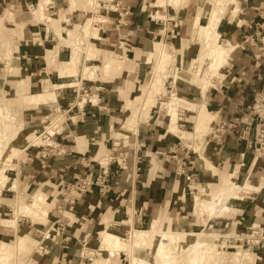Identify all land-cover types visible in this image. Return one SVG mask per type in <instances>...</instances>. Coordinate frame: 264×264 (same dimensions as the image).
Wrapping results in <instances>:
<instances>
[{"label": "crops", "instance_id": "1", "mask_svg": "<svg viewBox=\"0 0 264 264\" xmlns=\"http://www.w3.org/2000/svg\"><path fill=\"white\" fill-rule=\"evenodd\" d=\"M44 1L37 0V6L31 12H12L13 6L15 9H27L33 0H0V11L4 10L0 13V102L6 100L20 106L15 108L20 110L25 124L24 130L12 142L16 147L13 148L20 150L22 155L19 178L26 180L29 186L41 185L46 178L54 180L53 187L44 192L54 191L66 182L73 184L78 179L93 186L72 202L73 210L70 205H61L56 212L50 211L54 209L55 202L49 203L47 196L40 192L48 205L47 222H33L26 218L19 220L18 227L25 226L32 232L43 226L41 231L46 235L45 230H48L49 236L46 235L42 241L46 242L42 248L31 235L24 234L36 241L37 248L36 255L30 257L26 264H31L34 257L39 260L42 255L38 264H85L92 261L85 251L100 248V232L105 230L121 234L122 225L133 223L136 209L139 213L134 222L139 224L144 219L148 220L145 228L154 221L161 228V221L165 226H171L173 217L175 221L182 222H174L173 225H187L188 219L194 216L191 214L194 210V214L201 218L196 217L194 226L210 229L211 224L217 231L231 227L228 233L232 237L229 238L231 247L246 245L242 236L249 235L253 225L259 224L264 228V157L257 156L250 147L258 133L263 132L264 135V0H235L227 5L217 32L220 43L229 42L233 51L228 63L221 69L220 77L205 94L201 88L203 84L201 87L193 84L184 86L173 80L168 85L171 88L169 93L176 92L174 94L191 104V108H179V129L187 133L195 132L197 119L205 112L208 121L203 135L184 140L173 133L169 124L172 116L166 107L156 102V105L160 104V110H155L156 105L152 107L150 120L140 122L137 132L130 133L127 144L117 141L115 134L125 121L124 106L137 96L133 95L135 89L131 87L145 80L146 65L153 64L154 57L164 44L152 42L146 32L156 29L148 20L154 10L144 11L137 0H122L121 7L130 11L127 17L110 3V7H114L111 10H119V14L109 12L108 19L99 14L102 19L95 26L104 25L94 28L98 30L97 36L93 29L90 31L86 52L82 54L79 51L76 56L73 43L77 41L69 37L68 31H75L77 26L84 24L82 18L85 12L68 13L63 20L52 17L55 21L60 20L54 26L53 22L42 19L39 12H34ZM47 1L50 3L45 4L47 10L49 5L54 9L52 5L59 3ZM66 1L70 11H73L76 6L71 5V0ZM158 1L151 6L164 8L169 14L182 19L181 7L170 4L161 7ZM76 2V5L83 2L85 8L94 10L85 0ZM185 12H189L186 13L188 23L181 29L185 36L171 45L181 51L180 54L184 52L185 56H190L191 60L202 49L199 35L193 33V24L198 15L201 22H207L210 11L199 12L198 5H195L193 11ZM9 15L14 16V22L10 21ZM153 15L155 19L165 18L160 12ZM119 19L131 26H122L117 32L115 26ZM4 28L8 29L9 35ZM139 28L144 30L139 32ZM119 34L133 36V55L127 51V57L132 55L138 65L136 71L135 67H131L130 72L135 75L132 79L123 71V60L127 57L107 50L109 42ZM150 52H154L151 62L148 61ZM90 55H97L98 58ZM105 55V62H101ZM73 60L74 74L63 75L65 65ZM86 67L91 71L86 72ZM54 87L55 100L44 97L47 100L28 102ZM145 87V84L141 85L140 91H144ZM21 93L28 103H21ZM10 96L14 99L10 100ZM167 118H170L168 126L165 125ZM235 121H241L237 129L217 134L223 123ZM190 124H193V131L180 128ZM209 128L210 138L206 142ZM248 128V136L242 138V131ZM35 135H47L51 142L60 145L66 152L43 159L40 146L33 143ZM104 154L106 157L100 159L99 156ZM120 157H124L128 164L126 168L120 164ZM207 163L216 168L218 174L214 175L207 168ZM181 165H184L185 173L192 176L191 181L181 174ZM104 172L110 174L109 193H102L99 187V178ZM222 174L231 175L240 186L249 183L256 191L243 192L244 197L239 199L231 198L228 202L230 209L222 216L211 215L205 209L197 212L196 193L201 195L202 188L220 184ZM216 177L218 182L215 183ZM23 195L28 196L26 191ZM0 208L7 210L4 206ZM59 213L65 223L64 231L56 232L58 238L54 240V226ZM126 216H130L127 221ZM18 227L13 229L16 234ZM251 250L257 255L254 264H264V242ZM105 252L102 251V254ZM116 259L112 258V264Z\"/></svg>", "mask_w": 264, "mask_h": 264}, {"label": "rangeland", "instance_id": "2", "mask_svg": "<svg viewBox=\"0 0 264 264\" xmlns=\"http://www.w3.org/2000/svg\"><path fill=\"white\" fill-rule=\"evenodd\" d=\"M56 1H58L59 3L57 4ZM85 1L87 3H89L91 8H93L94 10L87 9L84 7L83 2H78V4L75 5L76 7L73 9V11H70V6L66 0H53L54 3L56 2V5H52V6H55L54 9L51 8L50 5L48 6V10L45 9V13L47 15L49 12H51L53 14L52 15L49 14L47 17L43 16L44 18L46 17L45 18L46 20H49V18H48L49 16L56 18V19L63 20L64 18L67 17L68 13L85 12L83 15V18H82V22L84 24L86 23V21L90 17H93L94 24H92V27H89L87 29V31L84 28V24L81 26H77L75 31H68L69 37L72 36L73 39L75 41H77V42L73 43L74 44L73 47H76L79 49V51H82V54H84V52H86V49L88 48L86 41H88V39H89L90 31L92 29L94 30V28L97 26H99L101 28L104 25L103 23L102 24L100 23L97 26H95L96 23L98 22V20L102 19V17H99V14H101L107 18L109 15H111L110 14L111 12H115V13L119 14V12H120L119 10L121 9V11L124 12L125 16L128 17V14L130 12L128 8L121 7L122 0H85ZM137 2L140 3V8L143 9L144 11L148 12L150 10H154L153 14L157 15V12H160L165 17V18L155 19L153 14H149L148 20L151 24H153L156 27V29L153 28L152 30H147L146 32L149 33V35L151 36L152 42H164L167 45L174 44L175 42L179 41L180 39H182L185 36L184 33H181V29H182V27H184V24L188 23V20H187L188 18H187L186 13H189V12H185L186 10L193 11L195 9V5H198L199 12H209V11H212L214 8V6H213L214 0H167V1L166 0H159L158 1L159 5H162L163 2H167V4L169 3L170 5H172L176 8L181 7V9L179 11L183 12L184 15L181 16L182 19H180L178 16H174V15L169 14L167 12V10H165L164 8L151 6L152 3L156 4L157 0H137ZM98 3L100 4V8H98L99 7ZM110 3H112V5H114V6H116L117 9H119V10L118 11H112L111 10L112 7H110ZM36 6H37V0H33V2H29L27 9L26 8L22 9V8H18V7H16V9H15V6H13V9L11 11L14 12L15 10H17L20 12H26V11L31 12V10ZM35 11H38V8H36ZM3 12H4V10L2 9L0 11V13H3ZM8 12L9 11H7L6 14H8ZM38 12H40V11H38ZM27 15H31V14L28 13ZM12 17L14 18V16H12ZM12 17L10 16V18H11L10 21L11 20L13 21ZM43 17H42V19H44ZM197 17H199V15ZM208 17H209V15H208ZM37 22H39V20ZM206 23L207 22L205 20L202 21V24H206ZM122 26L127 27V26H131V24H129L128 22L123 23L122 19H119L117 21V25L115 26V27H117V32L119 31L118 28L120 29ZM143 30H144V28H139V32H141ZM4 31L6 34L9 35L8 29L4 28ZM94 31L96 32V30H94ZM137 31H138V29H137ZM161 31H163V34H161ZM0 33H1V30H0ZM193 33L196 36L199 35L200 42L202 44V47H201L202 49H201V52L199 53L198 56H193L192 59L190 60V56L189 57H188V55L185 56L184 52H182V54H180L181 51H177L175 46L172 45L175 49V53H174V60L175 61L170 63L169 69L167 71V76H166L167 79H165V82H164V89L165 90L162 91L161 94H158L157 98H156V102L162 104V107H164V106L167 107L166 105H163V103L170 102L171 101V99H170L171 95L176 93V92L169 93V91H168V89H171V88H169L168 85L173 80H175V81L178 80V83L179 84L181 83L184 86L185 85L191 86L190 84L201 86L202 84H204V81H202L201 79H199L198 77L193 75L192 67H193V65L197 66V64H194V63L200 61V56H201L202 52L204 51L205 43L203 41V37L199 34V32L197 31L194 24H193ZM133 45H134V42H133V36L132 35L128 36L126 34L124 36H121L119 34L118 36H115V38L112 40V42H109L110 47L107 50H109L113 54L127 57V51H131V54L133 55ZM132 55L123 60V62H124V66H123L124 70L123 71L126 74H128L129 79H132L133 77H135V75H133L134 73L130 72L131 67H135L134 70L136 71V68L138 65V63L135 61V59L134 58L132 59ZM90 56H92L93 58H98L97 55H90ZM106 56L107 55H105L104 57L101 58V62H105L104 58ZM159 57H160V53L156 54V56L154 57L153 64L146 65L147 66L146 67L147 76H146L145 80H143L138 86H134V87L132 86L131 87V88L135 89L133 95H135V96L137 95V96L134 97V99H132V100L136 106H137V104H139L138 108H140L141 104H143L145 101L146 92L150 86L151 78L153 77V75L155 74V72L157 70L156 68H157ZM208 63H209L208 60L205 61L204 67H207ZM227 63H228V61L224 63V66ZM89 71H91V69ZM221 71L222 70H220L219 72H217L215 74L216 76L213 78L214 84L218 80V78L220 77ZM86 72H88V71H86ZM143 84L146 85L145 90L140 91V87ZM180 96L183 97L182 95H180ZM9 99L10 100L14 99V96H10ZM44 99L47 100V98H44ZM20 100H21V103H23V104L28 103V102H25L26 98L22 93L20 94ZM132 100H129V103ZM156 102H155L154 106L157 104ZM160 104L156 105L157 108H155V110H160ZM1 107L2 108L8 107L9 115H7V118H4L2 120L0 119V132H1V130H3L4 125L10 126V128H11V126L15 127V128H11L12 130H15L18 127H22V128H21V131H19V133L13 139H11V135H8L6 138H10V139L3 140V142L1 143V146H0V151H2V156H0V170H2V168H4L5 174L4 173L3 174L8 176V180H6L7 182H4V184H0V207L4 206V208H7V210H3L0 208V220L1 219H12L14 217L15 210L19 204V200H23L25 202H30L32 196L35 195L37 192H41V191L47 196V201L49 203L55 202L54 209L52 210V208H51L50 211H54V212L59 211L60 210L59 206H61V205H66V206L70 205L69 208L73 210L74 207H73L72 202L74 200H77L82 195L87 193V192H78L75 190V188H73V185H75L77 182H80L79 179L76 180L73 184H71V183L68 184V182H66L65 184H62V186H60V188H58V189L56 188V190H54V191L44 192L45 189H49V188L53 187L54 180H50V179L46 178V179L41 181V185L36 184V185H30L29 186V185H27L26 180L19 178V167H20V160H21L20 156H22V155H21L20 150L13 148V147H15V145H12V142L15 141L18 138V136L20 135V133L24 130L25 124L22 120V115H21L20 110L18 108H15V107H20V106H18V105L14 106V104H12L11 102H7L6 100H3L2 102H0V108ZM162 110L164 111V109H162ZM141 111H142L141 112L142 117L136 118V119L138 121L141 119L140 122L148 120V118H149L148 115L147 114L144 115L143 110H141ZM125 116L127 117V113H125ZM126 117H125V121L123 122L122 126L126 122ZM145 117H147V118H145ZM180 118H182L181 115H180ZM169 119L170 118H167V120L165 121V125H167V126H168ZM137 120H136V122H137ZM140 122H139V124H140ZM143 123H146V122H143ZM181 124H183V123H181ZM180 128L182 130H186V131H193V124H190L185 128H183V127H180ZM137 130L138 129L136 128V130L130 131L128 136L130 137L131 136L130 133L131 134L135 133V132H137ZM118 132H116L115 138L117 137ZM210 133H211V130L209 128V131L205 136L207 138L206 142L209 141ZM0 136H1V134H0ZM33 138H34L33 143L35 145L38 144L37 146H40L41 150L43 151V153H42L43 159H47L51 155L56 156L58 154L60 155V154L66 152L65 149L62 148L60 145L55 144L54 142H51V140H49L47 138V135H45L43 137L41 135H38V136L35 135V136H33ZM0 140H2L1 137H0ZM120 140L123 141V139H120ZM129 140L130 139H128V141ZM123 143H125V142H123ZM125 144H127V143H125ZM184 145L189 146V145H186L185 143H184ZM191 145L193 146L192 143H191ZM103 156L106 157V155L104 154V155H100L99 158L101 159ZM99 158H98V160H100ZM119 162L123 168L124 167L126 168L128 166V164L125 163L124 157L123 158L120 157ZM207 166H208L207 168H209L210 170L212 169L211 171L214 175L218 174V170L216 168L213 169V167H211L210 163H207ZM226 175H224V174L221 175L220 184H218L214 187L212 185H210L206 189L204 188L203 194H205V192L207 193V192L213 191V189L215 187H217V186L221 185L222 183H225L226 181H228L225 178ZM232 180L234 182H236V180L233 177H231L229 181H232ZM108 182H109V177H108ZM214 182L215 183L218 182V177H216ZM45 186H48V187L46 188ZM205 186L206 185H204V187ZM24 191H26L28 196L23 195ZM75 192H76V194H75ZM45 208L48 211V205L47 204L45 205ZM190 209L191 210L193 209L192 205L190 206ZM196 210H197V204H196ZM138 213H139V211H138V209H136L135 215H134V220H136ZM191 214H193L194 216L193 217L191 216L190 219H188L187 225H178V224L173 225L174 222H178L179 224L182 223L179 220L175 221V219L173 217V219L171 220V226H169V225L165 226V224L162 221H161V226L163 229H168L169 227H171V229H173L174 231L185 230L184 232H195V231L202 232L203 231L202 229H204V227L193 225L197 221L196 217L199 218V216L194 214V210H192ZM129 217L126 216L125 221H127L129 219ZM26 218L29 220H32V221L35 220V221L43 222L41 219H37V218H34L32 216H22L19 220H23ZM199 219H201V218H199ZM56 220H57V223L54 226L55 232L53 233L54 234V240H56V238H58L56 232L57 233L63 232L64 231V225H65V223L63 221V217L61 214H60V216L56 217ZM134 220H132L133 223H131V224L122 225L121 234L114 233V232H112V233H114L115 235H118V236L126 237L128 235L127 231L130 232V230L133 228L134 229H143L148 224L147 223L148 220H145V219H144V221H142V223H139V224H136L134 222ZM104 221H105V219L103 220V222ZM43 223H46V221ZM156 225H157L158 229L163 230L159 226L158 222L156 223ZM0 226H1L0 227V240L6 241L7 243L12 244V243H16L20 237L25 239L23 242V246L22 245L20 247H16L15 245L13 246V248L11 249V256L6 261L7 264H26L30 257H33L34 255H36L35 254L37 252L36 241L38 242V246H40L42 248L46 244V242H44L45 244L42 243V241H44V238H45L44 233L41 231L44 228L43 226L37 228L35 231H32V232H29V230H27V228L25 226H22L21 229H19L18 224H16L15 228H10V229H9V227H4L1 224H0ZM210 226H211L210 229L206 228V231H213V232L220 233L222 235L230 233L229 231L231 230V227H230V228L226 229L225 231L224 230L217 231V230H214V227L211 224H210ZM17 227H18L17 234H19V235H17L16 232L13 230V229H17ZM171 229H168V230H171ZM234 229H235V227H234ZM48 233H49V231L45 230V234L48 235ZM24 234L31 235L36 241L34 239H32L31 237L26 236ZM248 234H252V232L250 231ZM230 240L231 239H229V238L228 239H221V242L220 241L218 242V244H220V246H218L220 251L225 252L224 262L220 263V264H231L233 261L232 254L238 248H240L242 250H246V249L251 250L252 247L254 248V246H252V244L250 246L251 248H248L247 246H242V245L231 247L232 244L230 243ZM251 241L256 242V241H258V239L256 238L255 240H251ZM223 242L224 243L226 242L225 244L227 246L222 248ZM189 243H190V240L187 243H185L184 245H187ZM99 245L97 246L96 249H98ZM43 251H44V249H43ZM105 253H104V257L110 258L109 252H105ZM136 253L141 258H143L147 261L149 260L150 262H152L154 260L153 251H151V250L146 251V250L142 249V250H138ZM42 256H40L39 260H37L35 257L32 258L31 264H38L40 262ZM184 256H185L184 254L179 256L178 260L181 261V264L184 263V261H185ZM116 258L117 259L115 261V264H129V258L127 257L125 252H120V256L116 255ZM90 263H93V262L88 261L85 264H90ZM156 263H157V260H155L154 264H156ZM108 264H112V261H110ZM243 264H253V263H247L244 261Z\"/></svg>", "mask_w": 264, "mask_h": 264}, {"label": "bare ground", "instance_id": "3", "mask_svg": "<svg viewBox=\"0 0 264 264\" xmlns=\"http://www.w3.org/2000/svg\"><path fill=\"white\" fill-rule=\"evenodd\" d=\"M47 2L48 1L46 0L42 4L39 3L40 5H38L37 7L42 17L48 16L45 13V6H46L45 4H50V3ZM234 2L235 0H214V5H213L214 8L212 11L209 12L210 14L207 23L202 24L200 20V15L195 20L194 25L197 31L199 32V34L203 37L205 48L200 56V61L194 63L197 64V66L193 65L192 72L194 76L204 81L203 86L202 87L200 86L203 89V94H205L206 91H208V89H210V87L214 85L213 78L216 76L215 74L222 69L224 63L228 61V58L230 57V53L233 51V45H231L229 42L220 43V35L217 32V29L221 17L223 13L226 11L227 5ZM168 4L167 2H163L161 7L162 6L167 7ZM71 5L75 6L76 0H71ZM48 18L51 22H53V24L57 21H60V20L55 21L56 19L54 20L50 16ZM92 24H94V19L89 18L84 24L85 30L87 31L89 27H92ZM94 30H96L94 34L95 36H97L98 30L97 29ZM74 51L77 56L79 53V49L75 47ZM159 52H160V57L156 68L157 70L153 75V77L151 78L150 86L145 96V101L147 103L144 101V103L141 104L142 108L141 107L138 108L139 104H137L136 106L132 100L130 103L128 102L124 106V111L127 113L126 122L121 127L120 131L117 133V137H116L117 140L123 139L122 142L125 143L128 142L129 132L136 130V128H138L139 126V122L141 119L138 121L136 118L142 117L141 110H143L144 115L147 114L149 117L151 108L152 106H154L156 102L157 95L161 94V92L165 90L164 82L165 79H167L166 76L170 63L175 61L174 60L175 49L171 44L167 45L166 43H164L162 44ZM153 53L154 52H150L149 54V60H148L149 62H151L154 57ZM76 56H74V59L76 58ZM207 60L209 61L208 66L204 67L205 61ZM74 64H75V60L65 65L66 68L65 71L62 72V74L63 75L71 74L73 72L72 66H75ZM85 70L89 72L90 69L86 67ZM55 89L56 87H54L53 90L46 89L43 95L36 96L35 99H30L28 102L29 103L42 102L45 100L44 97H47L49 100H55L56 99ZM170 99H171L170 102L163 103V105L167 106L166 108L168 109L169 114L172 116V121L170 122L171 131L173 133L179 134L181 138H183L184 140L193 139L194 137L196 138L202 136L203 132L206 130V122L208 121L207 114L204 112V116L201 115L197 119L198 122L195 128V132L193 133L183 132L179 129L177 123V119H179L178 118L179 108H184V107L191 108L190 106L191 104L184 101L176 94H173ZM7 115H9L8 107L7 108L1 107L0 119L2 120L4 118H7ZM136 120L138 123L136 122ZM11 128H15V127L11 126ZM11 128L8 125H4L3 130H1L0 132L1 134L0 137L2 139L0 140V146L3 140L10 139V138H6L8 135H11V139L15 138L16 135L19 133V131H21L22 127H18L15 130H12ZM0 156H2V151H0ZM211 167L213 166L211 165ZM4 172L5 170L4 168H2V170H0V184H4V182H7L6 180H8V176L4 175L5 174ZM231 177H232L231 175H226L225 178L228 181L215 187L211 192H207V193L205 192V194H203L204 189L202 188L201 195L199 193H196L195 202L197 204V212L203 211V209H205L211 215L217 214L218 216L220 215L222 216L224 215L223 214L224 212L229 211L230 208L228 202L231 198L239 199L242 198L243 192L255 190V188L251 186L249 183L246 184L245 186H240L237 182H234L233 180L229 181ZM46 204L47 202L43 194L37 192L35 195L32 196L30 202L19 200V204L15 210L14 217L12 219H1L0 224L4 227L15 228L16 224H18L19 219L22 216H32L34 218L41 219L43 222L45 221L47 222L48 211L45 208ZM258 225L259 224H257L256 226ZM100 233H101L100 248L98 250L87 249L85 251V253L92 258L93 263L91 264H108L112 258L116 257V255H120V252L126 253L127 257L129 258V264H154L155 260H157L156 264H181V261H179L178 259L179 256L182 254L185 255L184 256L185 261L182 264H220L224 262L225 252L220 251V249L218 248L220 244H218V242L219 241L221 242V239L232 238L230 234L222 235L217 232L206 231V229L203 230L202 232H184L181 230H177V231L161 230L157 228L156 221H154L147 228L131 229L126 237H119L105 230ZM235 237H241V236L236 235ZM242 238L243 240L248 239L250 241L256 239L254 234L244 235L242 236ZM24 240L25 239L20 237L16 243H12V244L0 240V264H7L6 261L11 256V249L13 248V246L14 245L16 247H20L21 245L23 246ZM189 240L190 243L184 245ZM225 243L224 242L222 243V248L227 246ZM142 249L146 251L147 250L153 251L154 260L152 262H150L149 260L147 261L141 258L139 255H137L136 252ZM102 251L109 252L110 258H105L104 255L102 254ZM256 257L257 255L252 250L250 249L242 250L238 248L232 254L233 261L231 264H243L244 261L247 263L254 264Z\"/></svg>", "mask_w": 264, "mask_h": 264}, {"label": "built area", "instance_id": "4", "mask_svg": "<svg viewBox=\"0 0 264 264\" xmlns=\"http://www.w3.org/2000/svg\"><path fill=\"white\" fill-rule=\"evenodd\" d=\"M240 122H225L221 125L220 129L217 130V134L222 135V133H226V130L228 129H237V127L240 125ZM249 134V128L245 129L242 131V138L248 136ZM218 136V135H217ZM250 147L254 149L255 154H257V156L259 157H264V135L263 132L258 133L257 137L255 139V142L250 143ZM184 166V165H183ZM181 165V174H183L185 176V179L187 181H191L192 176L188 175L185 173V170L182 168L183 167ZM108 173H104L100 176L99 178V187H100V191L102 193H109L110 192V185L108 182ZM93 186L92 183H87V182H77L75 185H73V188H75L76 191L78 192H86L89 188H91ZM257 230V231H256ZM252 234H254L255 238L258 239V241H249L248 239L244 241L246 242V245L242 246H247L248 248H251V244L252 246H259L262 242H264V228L261 227V225H253L251 230ZM243 242V241H242ZM253 248V247H252Z\"/></svg>", "mask_w": 264, "mask_h": 264}]
</instances>
